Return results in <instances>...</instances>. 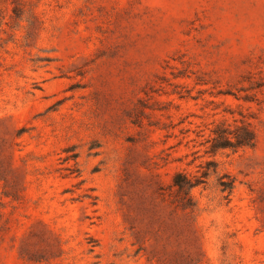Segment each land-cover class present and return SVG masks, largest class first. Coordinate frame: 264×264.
Instances as JSON below:
<instances>
[{"label": "rangeland", "instance_id": "1", "mask_svg": "<svg viewBox=\"0 0 264 264\" xmlns=\"http://www.w3.org/2000/svg\"><path fill=\"white\" fill-rule=\"evenodd\" d=\"M0 264H264V0H0Z\"/></svg>", "mask_w": 264, "mask_h": 264}, {"label": "trees", "instance_id": "2", "mask_svg": "<svg viewBox=\"0 0 264 264\" xmlns=\"http://www.w3.org/2000/svg\"><path fill=\"white\" fill-rule=\"evenodd\" d=\"M205 144H208L205 153L211 156L222 151L234 153L241 149L253 148L255 145V132L249 123L242 120L235 123L233 127L220 124L211 131V135L206 139ZM216 168L217 164L214 161H206L200 166L198 176L189 177L180 172L175 173L170 188L173 190L175 203L181 210H194L195 203L191 191L204 185L206 179L211 174H215ZM218 186L222 193L226 192L229 195L233 187V181L224 182L223 179H220Z\"/></svg>", "mask_w": 264, "mask_h": 264}]
</instances>
